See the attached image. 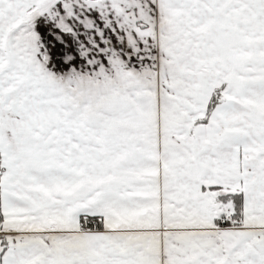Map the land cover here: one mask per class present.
<instances>
[{
    "label": "snow or ice",
    "instance_id": "snow-or-ice-1",
    "mask_svg": "<svg viewBox=\"0 0 264 264\" xmlns=\"http://www.w3.org/2000/svg\"><path fill=\"white\" fill-rule=\"evenodd\" d=\"M0 264H264V0H0Z\"/></svg>",
    "mask_w": 264,
    "mask_h": 264
}]
</instances>
